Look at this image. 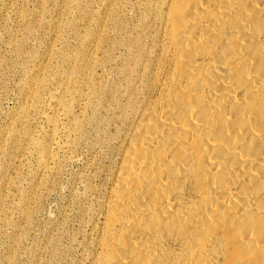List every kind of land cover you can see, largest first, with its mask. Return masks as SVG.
<instances>
[{"label": "bare ground", "instance_id": "1", "mask_svg": "<svg viewBox=\"0 0 264 264\" xmlns=\"http://www.w3.org/2000/svg\"><path fill=\"white\" fill-rule=\"evenodd\" d=\"M140 1L130 121L89 264H264V0ZM89 73L46 116L43 172L67 145L61 117L67 135L80 127Z\"/></svg>", "mask_w": 264, "mask_h": 264}, {"label": "rangeland", "instance_id": "2", "mask_svg": "<svg viewBox=\"0 0 264 264\" xmlns=\"http://www.w3.org/2000/svg\"><path fill=\"white\" fill-rule=\"evenodd\" d=\"M139 1L0 0V264H89L130 121L126 69L130 45L141 38ZM86 68L92 76L80 127L67 135L71 119L61 117L56 140L67 145L43 172L46 116L54 115L60 94L73 98Z\"/></svg>", "mask_w": 264, "mask_h": 264}]
</instances>
